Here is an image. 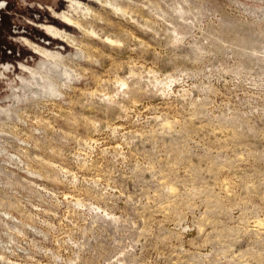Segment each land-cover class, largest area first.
Wrapping results in <instances>:
<instances>
[{"label":"rangeland","instance_id":"1","mask_svg":"<svg viewBox=\"0 0 264 264\" xmlns=\"http://www.w3.org/2000/svg\"><path fill=\"white\" fill-rule=\"evenodd\" d=\"M0 264H264V0H0Z\"/></svg>","mask_w":264,"mask_h":264},{"label":"bare ground","instance_id":"2","mask_svg":"<svg viewBox=\"0 0 264 264\" xmlns=\"http://www.w3.org/2000/svg\"><path fill=\"white\" fill-rule=\"evenodd\" d=\"M123 9H124V8H123ZM116 10H120L121 12L125 13L124 10H122V8H120V7H117ZM76 23H77L78 26H81V23H80V22H76ZM52 30H53V29H52ZM54 31H55V32H54ZM53 33H54V34H58V35H60L61 32H60L59 30H57V29H54V30H53ZM46 55H47V56H52V55H54V54H53V53H47ZM52 66H53V65H52ZM48 67H49V66H48ZM56 68H57V67H56ZM169 81H170V80H169ZM162 83H163V82H162ZM122 84H125V83L122 82Z\"/></svg>","mask_w":264,"mask_h":264},{"label":"flooded vegetation","instance_id":"3","mask_svg":"<svg viewBox=\"0 0 264 264\" xmlns=\"http://www.w3.org/2000/svg\"><path fill=\"white\" fill-rule=\"evenodd\" d=\"M51 9H52V11H53V13H54V8L52 7ZM64 17H65V19H67L68 21H70V22L72 21L71 18H70L68 15H64ZM53 30H54V29H53ZM60 35H62V32L60 33ZM41 52H42L44 55H46L47 53H50V52H47V51H44V50L41 51ZM46 56H47V55H46ZM3 68H4V69H7L8 67H7V66H4Z\"/></svg>","mask_w":264,"mask_h":264}]
</instances>
